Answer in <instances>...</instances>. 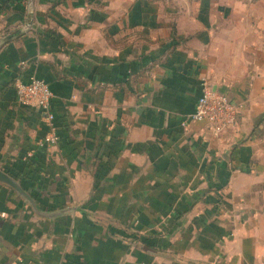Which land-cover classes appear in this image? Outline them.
Instances as JSON below:
<instances>
[{"label": "crops", "instance_id": "obj_1", "mask_svg": "<svg viewBox=\"0 0 264 264\" xmlns=\"http://www.w3.org/2000/svg\"><path fill=\"white\" fill-rule=\"evenodd\" d=\"M0 2V167L34 202L0 181V264H264V0ZM203 78L236 128L192 120Z\"/></svg>", "mask_w": 264, "mask_h": 264}, {"label": "built area", "instance_id": "obj_2", "mask_svg": "<svg viewBox=\"0 0 264 264\" xmlns=\"http://www.w3.org/2000/svg\"><path fill=\"white\" fill-rule=\"evenodd\" d=\"M14 86L18 103L38 107L44 112L45 120L50 125L49 133L39 140V146L47 147L49 150L56 147L59 136L54 122L55 115L52 111L54 95L48 83L31 75L27 81L17 79ZM241 110V104L233 102L226 93L215 89L208 78H203L201 94L191 118L194 121L205 123L214 135H219L228 129L237 127Z\"/></svg>", "mask_w": 264, "mask_h": 264}, {"label": "water", "instance_id": "obj_3", "mask_svg": "<svg viewBox=\"0 0 264 264\" xmlns=\"http://www.w3.org/2000/svg\"><path fill=\"white\" fill-rule=\"evenodd\" d=\"M0 181L11 185L16 190H18L27 200L34 203L32 198L21 187L20 183L16 181L15 179H13L11 176H9L6 172H4L1 167H0Z\"/></svg>", "mask_w": 264, "mask_h": 264}, {"label": "rangeland", "instance_id": "obj_4", "mask_svg": "<svg viewBox=\"0 0 264 264\" xmlns=\"http://www.w3.org/2000/svg\"><path fill=\"white\" fill-rule=\"evenodd\" d=\"M5 23L0 20V36H2L3 31L5 32Z\"/></svg>", "mask_w": 264, "mask_h": 264}, {"label": "trees", "instance_id": "obj_5", "mask_svg": "<svg viewBox=\"0 0 264 264\" xmlns=\"http://www.w3.org/2000/svg\"><path fill=\"white\" fill-rule=\"evenodd\" d=\"M10 1H11V2H12V1H13V2H19V1H21V0H10ZM0 3H1V2H0ZM1 7H3L2 4H0V8H1Z\"/></svg>", "mask_w": 264, "mask_h": 264}]
</instances>
